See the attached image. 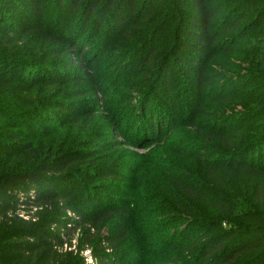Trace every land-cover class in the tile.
<instances>
[{
	"label": "rangeland",
	"instance_id": "1",
	"mask_svg": "<svg viewBox=\"0 0 264 264\" xmlns=\"http://www.w3.org/2000/svg\"><path fill=\"white\" fill-rule=\"evenodd\" d=\"M123 1L39 0L35 12L29 0H0V69L16 80L9 99L28 102L34 126L32 132L0 129V143L11 140L17 148H28L10 163L7 155H0V174L68 153L75 162L64 173L72 180H56L104 191L99 202L113 210L100 225V243L88 248L77 214L68 210L60 217L75 226L66 230L71 240L55 249L65 264H97L95 256L118 264H174L181 253L172 247L165 254L166 239L179 241V230L189 233L197 212L208 213L211 206L182 200L173 189L172 172L180 167L194 176V162L203 156L214 167L217 189L242 183L245 176L234 168L215 167L238 159L228 157L235 149L222 145L211 130L231 123L240 131L243 123L261 120L253 115V102L238 99L240 90L255 83L246 85L249 79L238 73L235 56L220 53L202 59L198 83L196 72L190 71L196 65L172 53L177 16L193 14L192 0H135L136 10L126 19L131 25L117 30ZM22 25L27 33L19 30ZM19 78H57L61 84L47 89L40 82L34 91H23L20 87L29 83H18ZM229 92L234 97L224 101ZM152 117L163 118L162 128L153 132ZM253 154L256 158L257 152ZM120 209L129 210L125 223L119 220Z\"/></svg>",
	"mask_w": 264,
	"mask_h": 264
},
{
	"label": "trees",
	"instance_id": "2",
	"mask_svg": "<svg viewBox=\"0 0 264 264\" xmlns=\"http://www.w3.org/2000/svg\"><path fill=\"white\" fill-rule=\"evenodd\" d=\"M24 1L27 0H16V3L23 4ZM29 1L33 11H38L39 0ZM71 1L78 3V0ZM116 1L119 0H110L111 3ZM97 3L91 5L88 16L96 10ZM121 5L116 15L117 30L136 10L135 0H124ZM123 5L126 9H122ZM191 8L192 15L177 16L179 24L175 28L172 53L182 61L196 65L190 71L197 73L198 83L202 82L204 71L202 59L209 60L220 53L235 56L240 62L236 65L238 73L249 79L246 85L255 83L251 89L240 90L238 99L253 102L257 107L253 115L260 116L261 120L243 123L240 131L231 123L217 131L211 130V136L220 137L222 145L235 149L227 152L228 157L238 159L230 165L215 167L234 168L245 176L242 183L222 185L220 190L217 189L212 182L214 167L203 156L194 162V176L186 175L180 167L172 172L173 189L181 192L182 200L206 202L211 210L208 213L199 210L198 217L191 222V231L179 230L180 240L167 238L162 249L165 254L172 247L180 251L174 264H264V0H192ZM162 19L166 21L167 14ZM129 24L128 19L126 25ZM19 30L27 33L28 28L22 25ZM5 71L0 69V129L24 127L32 132L34 126L30 115L33 112L27 111L28 102L25 105L18 99H9L8 92L16 80L6 76ZM17 82L29 83L25 88L20 87L23 91H34L40 82L47 89L61 84L57 78L38 82L19 78ZM233 97L234 92H229L223 100ZM61 107V110H67ZM162 119L151 118L152 132L157 131L156 127L162 128ZM237 132L240 133L238 137ZM10 141L0 143V155H7L9 163L13 161L12 157L28 150L26 145L17 148ZM256 152L255 158L253 153ZM68 157L65 153L51 161L35 162L34 168L0 174V264H65L59 260L60 255L55 249L71 240V234H66V230L75 226L67 225L60 218L68 210L77 214L78 226H83L84 248L100 243V225L104 219L113 216V210L103 205V201L99 202L106 197L104 191L90 190L71 181L60 184L56 180L68 176L64 172L75 162ZM65 179L72 180L71 176ZM118 212L119 220L125 223L123 215L129 210ZM53 225L56 228L51 230ZM59 229L62 230L59 232ZM95 259L97 264H118L102 256H95Z\"/></svg>",
	"mask_w": 264,
	"mask_h": 264
}]
</instances>
